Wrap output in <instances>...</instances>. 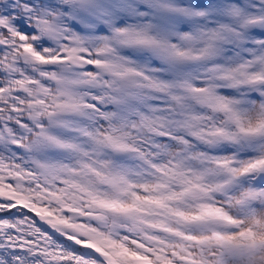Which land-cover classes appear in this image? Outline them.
<instances>
[{
    "label": "snow or ice",
    "instance_id": "snow-or-ice-1",
    "mask_svg": "<svg viewBox=\"0 0 264 264\" xmlns=\"http://www.w3.org/2000/svg\"><path fill=\"white\" fill-rule=\"evenodd\" d=\"M0 264H264V0H0Z\"/></svg>",
    "mask_w": 264,
    "mask_h": 264
}]
</instances>
